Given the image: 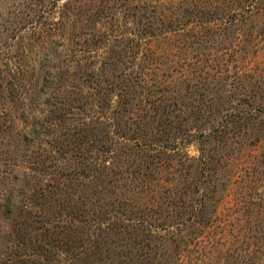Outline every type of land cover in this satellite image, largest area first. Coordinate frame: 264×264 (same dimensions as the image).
<instances>
[{"label":"rangeland","instance_id":"1","mask_svg":"<svg viewBox=\"0 0 264 264\" xmlns=\"http://www.w3.org/2000/svg\"><path fill=\"white\" fill-rule=\"evenodd\" d=\"M0 264H264V0H0Z\"/></svg>","mask_w":264,"mask_h":264}]
</instances>
